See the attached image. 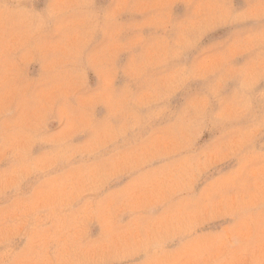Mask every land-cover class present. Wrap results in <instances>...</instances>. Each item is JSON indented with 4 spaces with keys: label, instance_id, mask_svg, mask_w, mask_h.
I'll return each mask as SVG.
<instances>
[{
    "label": "clouds",
    "instance_id": "1",
    "mask_svg": "<svg viewBox=\"0 0 264 264\" xmlns=\"http://www.w3.org/2000/svg\"><path fill=\"white\" fill-rule=\"evenodd\" d=\"M0 264H264V0H0Z\"/></svg>",
    "mask_w": 264,
    "mask_h": 264
},
{
    "label": "rangeland",
    "instance_id": "2",
    "mask_svg": "<svg viewBox=\"0 0 264 264\" xmlns=\"http://www.w3.org/2000/svg\"><path fill=\"white\" fill-rule=\"evenodd\" d=\"M37 72H38V66H33L32 74L36 75ZM89 80H90V84L93 87L97 84V78L91 70L89 71ZM91 229H92V232H91L92 236H96L99 233V228L95 224L91 225Z\"/></svg>",
    "mask_w": 264,
    "mask_h": 264
}]
</instances>
